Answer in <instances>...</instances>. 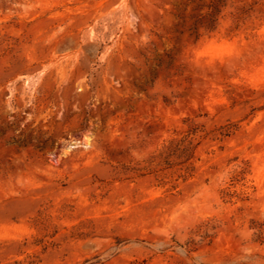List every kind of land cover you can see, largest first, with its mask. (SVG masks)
I'll return each instance as SVG.
<instances>
[{
  "label": "rangeland",
  "instance_id": "374dc122",
  "mask_svg": "<svg viewBox=\"0 0 264 264\" xmlns=\"http://www.w3.org/2000/svg\"><path fill=\"white\" fill-rule=\"evenodd\" d=\"M0 264H264V0H0Z\"/></svg>",
  "mask_w": 264,
  "mask_h": 264
}]
</instances>
